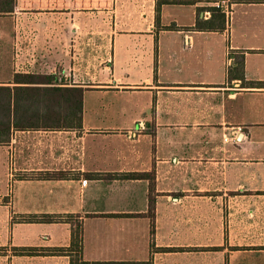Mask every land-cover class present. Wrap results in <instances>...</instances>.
<instances>
[{
  "label": "crops",
  "instance_id": "1",
  "mask_svg": "<svg viewBox=\"0 0 264 264\" xmlns=\"http://www.w3.org/2000/svg\"><path fill=\"white\" fill-rule=\"evenodd\" d=\"M166 1L15 0L0 14V85L35 74L83 91L80 128L0 145V264H69L19 250L68 247L66 220L90 263L264 264V0ZM215 3L223 28H196ZM96 174L153 185L83 177Z\"/></svg>",
  "mask_w": 264,
  "mask_h": 264
},
{
  "label": "trees",
  "instance_id": "2",
  "mask_svg": "<svg viewBox=\"0 0 264 264\" xmlns=\"http://www.w3.org/2000/svg\"><path fill=\"white\" fill-rule=\"evenodd\" d=\"M168 3L193 4L192 0H170ZM15 8V0H0V14H6ZM211 16L207 21H197L196 28H223L225 15L219 8L207 9ZM238 75L243 78L242 62L238 63ZM10 85H0V145L9 142L12 130H70L81 127L82 98L81 89L56 86L51 76L35 74H15ZM36 179L61 180L69 178L64 172L40 174L30 176ZM86 179H147L150 187L153 176L149 174H121V175H84ZM153 203L149 196L147 215L152 216ZM69 218V217H67ZM33 221L52 223L60 220L56 216L42 215ZM71 242L66 248L51 249H19L21 254L39 256H67L69 264H151L150 262H86L81 258V231L70 221Z\"/></svg>",
  "mask_w": 264,
  "mask_h": 264
},
{
  "label": "rangeland",
  "instance_id": "3",
  "mask_svg": "<svg viewBox=\"0 0 264 264\" xmlns=\"http://www.w3.org/2000/svg\"><path fill=\"white\" fill-rule=\"evenodd\" d=\"M2 178V176H1V170H0V179ZM7 184V185H6ZM5 188H6V192H7V195H9V191H10V185H11V182H8V183H5ZM0 186H1V184H0Z\"/></svg>",
  "mask_w": 264,
  "mask_h": 264
},
{
  "label": "built area",
  "instance_id": "4",
  "mask_svg": "<svg viewBox=\"0 0 264 264\" xmlns=\"http://www.w3.org/2000/svg\"><path fill=\"white\" fill-rule=\"evenodd\" d=\"M220 4L219 3H215V8H220Z\"/></svg>",
  "mask_w": 264,
  "mask_h": 264
}]
</instances>
